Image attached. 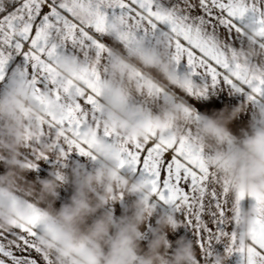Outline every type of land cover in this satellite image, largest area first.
Wrapping results in <instances>:
<instances>
[{"label":"clouds","instance_id":"1","mask_svg":"<svg viewBox=\"0 0 264 264\" xmlns=\"http://www.w3.org/2000/svg\"><path fill=\"white\" fill-rule=\"evenodd\" d=\"M109 24L111 43L101 64V108L74 138L90 145L94 160L74 159L75 149L48 127V112L34 99L23 66L11 67L0 81V234L20 224L30 226L37 216L36 242L51 264H201V254L209 257L206 264H229L233 255L246 258L258 217L255 198L249 194L264 197V96L246 86L243 91L227 87L229 96L243 99L198 113L188 93L207 97L210 89L177 68L173 35L141 39L129 50L117 35L120 20L110 18ZM239 26L245 44L228 54L255 83L264 78L262 25L248 14ZM87 63H96L94 53ZM56 67L67 80L84 64L61 51ZM242 114L248 115L247 121L234 128ZM152 131L167 134L169 141L189 140L221 186L228 187L234 228L221 237L227 241L224 251L207 255V249L202 251L197 241L184 235L170 240L169 233L185 221L170 204L158 207L146 176L120 167L122 146L143 142ZM48 160L52 164L47 175L30 178ZM62 189L70 190L67 198H61ZM245 200L251 203L244 206ZM117 205H122L119 214Z\"/></svg>","mask_w":264,"mask_h":264},{"label":"snow or ice","instance_id":"2","mask_svg":"<svg viewBox=\"0 0 264 264\" xmlns=\"http://www.w3.org/2000/svg\"><path fill=\"white\" fill-rule=\"evenodd\" d=\"M196 3L203 13L198 17L164 8L159 0H0V81L5 79L11 63L21 58L19 65L29 76L34 99L50 117L48 127L60 132L70 149L93 160L90 145L86 147L74 138L101 108V64L109 52L110 18L120 20L117 35L129 50L141 39L151 40L170 32L177 68L188 71L195 81L198 77L206 90L223 83L235 91H243L242 86H246L264 96V78L253 83L247 69L230 59L231 47L218 35L220 26L227 33L234 30L242 34L239 23L248 14L255 16L264 34V0ZM186 4L191 7V0ZM69 43L83 53L84 67L65 80L56 64ZM90 53L96 57L93 65L87 63ZM198 95L188 93L189 97ZM104 135L111 137L112 133L104 131ZM119 165L146 176L158 202L183 212L185 222L202 237L197 242L202 251L207 249V255L211 254L209 244L213 238L220 240L228 235L220 226L228 222L229 189L221 186L203 153L194 151L189 140L173 137L169 141L167 134L152 131L143 142L122 146ZM239 195L243 198L245 193ZM249 195L255 198L258 217L252 245L246 258L240 257V264H264V197ZM212 224L217 226L215 231ZM36 238L35 215L30 226L20 224L13 232L0 234V264H51ZM229 251H233L230 245Z\"/></svg>","mask_w":264,"mask_h":264},{"label":"crops","instance_id":"3","mask_svg":"<svg viewBox=\"0 0 264 264\" xmlns=\"http://www.w3.org/2000/svg\"><path fill=\"white\" fill-rule=\"evenodd\" d=\"M159 3L161 6L167 9H177L181 11L182 13H186L192 17H198L200 15H203L199 7L197 6L196 0H191L192 6L189 7L186 4V0H159ZM239 23V22H238ZM164 31H167L166 26H164ZM218 35L221 40L224 41L225 44L230 46L231 48H236V47H241L245 44V38L243 34L237 33L234 30L231 33H227V30L223 28V26H220L218 30ZM108 43H111L110 37L107 40ZM66 54H72L77 56L80 59H83V53L78 49L74 48L70 43L66 46L64 49ZM21 58L17 57L9 66V69L11 67L16 66L17 64H20ZM197 82H201L200 79L197 77L196 78ZM227 85H224L221 83L218 85L215 89H210L209 94L207 97H187L189 102L197 109L198 113L202 112H210L212 109H219L223 107L225 104L228 105H235L239 100H242V96H229L228 95V89ZM248 119L247 114H242L241 118L239 121H236L233 125L234 128L239 127L242 125L244 122H246ZM73 158L74 159H80V160H85L86 158L83 156H80L78 153H73ZM52 164L51 160L48 161H42L40 164L39 169L30 174V178H34L36 175H39L41 177L47 175V171L50 168ZM3 169L0 168V171ZM70 194V190L67 189H62L61 190V198H67V196ZM251 203L249 200L243 201L244 206H248ZM163 203L159 202L158 207H163ZM122 205H117L116 206V213L119 214L120 209ZM232 198H229V204H228V222L225 223L224 225H221L222 229L227 232L231 233V231L234 228V221L232 220L233 217V212H232ZM177 215L180 217V219L185 221V217L183 212H177ZM205 219L207 220V216H205ZM155 218H152L151 223H154ZM213 228V231L216 229V225L212 224L210 225ZM187 236L188 238L197 241L198 239H201L202 237H198L195 233L194 230L191 226H189L186 222L184 223V226H182L178 231L175 233H169V239L174 241L180 236ZM227 245L226 240H216L213 238L210 241L209 244V250L210 251H215V252H222L224 251L225 247ZM198 259L201 261V264H206V261L209 259L204 254H201ZM229 264H240V257L233 255V257L230 259Z\"/></svg>","mask_w":264,"mask_h":264}]
</instances>
